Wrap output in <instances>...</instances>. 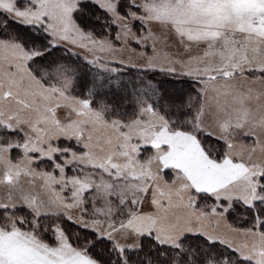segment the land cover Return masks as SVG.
I'll return each instance as SVG.
<instances>
[{
	"label": "snow or ice",
	"instance_id": "obj_1",
	"mask_svg": "<svg viewBox=\"0 0 264 264\" xmlns=\"http://www.w3.org/2000/svg\"><path fill=\"white\" fill-rule=\"evenodd\" d=\"M0 264H264V0H0Z\"/></svg>",
	"mask_w": 264,
	"mask_h": 264
}]
</instances>
